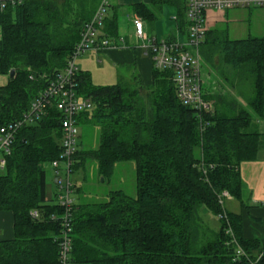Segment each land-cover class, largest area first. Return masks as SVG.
<instances>
[{"label": "trees", "instance_id": "16d2710c", "mask_svg": "<svg viewBox=\"0 0 264 264\" xmlns=\"http://www.w3.org/2000/svg\"><path fill=\"white\" fill-rule=\"evenodd\" d=\"M100 4L30 0L0 11V74L15 71L0 87V129L22 120L64 72ZM165 4L176 8V22L185 31L186 0H152L133 5L131 12L154 25ZM107 15L100 45L104 40L118 44L117 13ZM174 38L172 33L166 39ZM200 54L202 68L207 67L205 99L212 104L203 114L184 106L173 73L154 65L151 85L135 72L119 75L114 85L98 86L90 73L78 70L76 95L92 107L76 117L77 124L97 127L100 142L96 149H78L73 168L95 161L106 182L117 164L132 162L136 196L115 190L101 202L73 199L72 264H251L260 257L257 264H264V239H245L241 215L227 211L226 199L220 203L227 192L247 206L240 166L264 152V38L231 40L226 32L208 31ZM121 67L129 73L135 69ZM53 103L14 133L5 157L0 211L14 214L15 238L0 242V264H60L65 212L47 184L48 167L60 160L63 139L62 116ZM205 210L218 228L205 222ZM239 248L244 253L238 257Z\"/></svg>", "mask_w": 264, "mask_h": 264}, {"label": "built area", "instance_id": "2783aa9c", "mask_svg": "<svg viewBox=\"0 0 264 264\" xmlns=\"http://www.w3.org/2000/svg\"><path fill=\"white\" fill-rule=\"evenodd\" d=\"M28 1L30 0H0V11H3L8 4L16 6ZM186 1V20L188 24L185 31H181L176 22V17H174L173 20L177 28L174 39H157L149 35L145 29V22L138 17L132 19L133 35L139 43L138 47L146 57L152 60L154 69L158 71L168 70L173 73V82L179 101L184 106L190 107L200 114L209 113L212 104L205 99L202 57L200 54L201 44L209 31L206 26L209 13L211 11L224 13L240 9H264V0ZM108 7V0H101L93 19L83 29L80 42L64 72L54 79L42 95L34 101L29 113L22 120L0 129V154L2 155L0 170L3 171L6 166L5 157L11 153L14 133L20 127L38 120L43 115L46 106L50 105L52 101H54V106L62 116L61 157L59 161L53 163V169L55 170L54 183L60 191L57 194V200L65 212L60 220L62 228L58 240L60 264H72L71 230L74 201L71 198L73 194L71 176L74 173V158L79 149V128L76 117L92 107L89 100L80 99L76 95V76L79 68L75 62L79 56L89 51H98L112 46L107 40L101 42L100 45L99 39L100 29L105 21ZM184 36L185 41H182L181 38ZM62 174H64V178L61 176ZM228 197L227 192L223 193L220 203L223 204V200ZM31 214L34 219L39 218L37 212ZM52 219H55V217H52ZM234 242H236L235 239ZM243 253L244 251L241 248L237 250L238 257ZM260 258L251 264H257Z\"/></svg>", "mask_w": 264, "mask_h": 264}, {"label": "rangeland", "instance_id": "374dc122", "mask_svg": "<svg viewBox=\"0 0 264 264\" xmlns=\"http://www.w3.org/2000/svg\"><path fill=\"white\" fill-rule=\"evenodd\" d=\"M121 9L119 12V25L122 31H127L129 25V10ZM177 15V10L174 6L165 4L162 6L161 10L158 11V19L154 22L155 30L152 32L153 36L157 35L160 30L165 26L171 28L176 27L174 22V17ZM138 16V15H137ZM133 15L134 17H137ZM206 26L209 29V32H217L220 34L228 33V36L231 40H242L249 38H264V9H240V10H231L224 13H219L216 11H211L209 13V19L206 20ZM182 41H185V36L181 38ZM139 48V47H138ZM89 53V52H87ZM85 53L79 56L76 60V66H79V61L82 58L88 56ZM97 62V61H96ZM93 64L90 67V75L92 81L95 85L98 86H110L118 82L119 75L123 77H129L130 75L136 74L133 69L130 70V73L125 70L126 68L121 67L120 70H115L110 66L108 61H105L104 64L101 62L99 66L97 63ZM206 70V65H204ZM86 68V67H85ZM202 72L206 73V71ZM208 78H205V85L207 87ZM213 91V90H212ZM78 133V143L79 150H91L96 149L99 146L100 142V131L97 127L92 126H79ZM0 154V160H1ZM55 162V161H54ZM71 176V181L78 184L80 192L77 193V187H73L72 197L75 201L82 196L81 201L84 202H101L107 198V195L111 191L122 190L126 195L135 197L136 196V168L135 164L132 162L129 163H119L114 167L113 176L106 180L99 175L98 165L95 161H88L85 168L79 167L78 170ZM5 171L1 170L0 173ZM64 178V174L61 175ZM55 170L52 165L48 167V177L47 184L49 191H52V194L59 193L55 183ZM51 193V192H50ZM78 202V201H77ZM203 219L205 222L210 224L213 229L218 228L217 219L209 214L206 210L203 214Z\"/></svg>", "mask_w": 264, "mask_h": 264}, {"label": "crops", "instance_id": "0c3cea01", "mask_svg": "<svg viewBox=\"0 0 264 264\" xmlns=\"http://www.w3.org/2000/svg\"><path fill=\"white\" fill-rule=\"evenodd\" d=\"M109 18L119 12L121 9L129 10V25L126 28L127 31H122L118 20V32L119 43H111L112 46L102 48L98 51H89L88 56L80 59L79 70L82 72L90 73V67L97 63L108 61L110 66L115 70L123 65H135L134 71L141 75L146 85L153 83V64L151 59L146 57L143 51L138 48L137 41L133 35V27L131 22L132 6L138 4L151 5L152 0H108ZM127 10V11H128ZM108 16V15H107ZM117 17V19H118ZM165 29H169V26H165ZM163 28V29H164ZM146 32L152 35V32L156 29L155 24H145ZM157 32V39H166L172 33L177 32V28H171ZM126 39L127 43H123L121 40ZM129 46V47H128ZM86 67V68H85ZM10 81L9 76L0 74V87H6ZM261 131L264 133V122L260 123ZM1 171V170H0ZM1 174V173H0ZM240 175L243 181V201L247 205L242 206L239 201L232 197H228L225 200V207L228 212L242 217V233L245 239H264V152L260 155L259 159L254 162H244L240 166ZM51 194L52 191L50 190ZM53 195V194H52ZM14 214L12 212L0 211V242L11 241L15 238L14 232Z\"/></svg>", "mask_w": 264, "mask_h": 264}, {"label": "water", "instance_id": "95a60500", "mask_svg": "<svg viewBox=\"0 0 264 264\" xmlns=\"http://www.w3.org/2000/svg\"><path fill=\"white\" fill-rule=\"evenodd\" d=\"M14 76H15V71H12L11 73H10V79H13L14 78Z\"/></svg>", "mask_w": 264, "mask_h": 264}]
</instances>
